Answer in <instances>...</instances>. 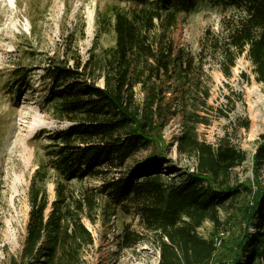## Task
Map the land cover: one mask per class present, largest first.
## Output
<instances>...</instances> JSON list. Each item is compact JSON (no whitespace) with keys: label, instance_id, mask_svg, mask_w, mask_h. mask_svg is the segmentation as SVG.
<instances>
[{"label":"trees","instance_id":"16d2710c","mask_svg":"<svg viewBox=\"0 0 264 264\" xmlns=\"http://www.w3.org/2000/svg\"><path fill=\"white\" fill-rule=\"evenodd\" d=\"M131 1L142 8L130 15L114 13L115 43L101 55L90 51L82 58L70 32L48 57L40 75L44 95L39 110L63 127L40 130L46 133L47 162L35 170L30 183L26 235L18 260L11 264H81L82 250L93 243V237L80 214L85 200L91 205L92 198L73 197L66 184L73 179H102L97 191L106 195L111 207L106 217L118 206L133 212L142 227L156 236L158 264H210L216 249L213 236L204 238L197 228L206 219L220 225L219 208L238 198V186L250 193L246 183L230 184L231 170L245 160V152L229 141L227 133L215 145L198 138L197 128L210 124L212 109L207 104L211 79L202 50L193 53L174 46L164 35H150L157 21L172 24L178 12L192 10L197 0ZM219 2L243 12L221 38L208 43L211 52L220 55V70L229 77L236 55L246 51L255 80L264 85V0ZM29 71L16 66L13 86L30 89ZM222 98L226 106L230 93ZM233 109L231 105L228 110ZM218 110V116H227ZM174 118L180 125L176 151L195 160L192 169L176 174L172 173L177 167L162 151L163 130ZM143 152L147 153L140 166L128 171L127 163ZM252 163L258 174L264 163V140ZM169 164L174 169L164 181ZM48 169L55 175V198L50 204L45 186ZM262 195L259 189L251 204L239 206L246 228L231 259H215L216 264H264ZM143 238L127 223L117 235L120 247H131Z\"/></svg>","mask_w":264,"mask_h":264},{"label":"rangeland","instance_id":"374dc122","mask_svg":"<svg viewBox=\"0 0 264 264\" xmlns=\"http://www.w3.org/2000/svg\"><path fill=\"white\" fill-rule=\"evenodd\" d=\"M142 6L131 0H0V264L18 260L30 210L29 186L35 170L47 162L45 132L63 127L39 110L38 103L44 95L40 75L48 57L61 47L59 43L70 32L76 38L82 58L90 51L101 55L115 43L114 13L122 11L130 15ZM146 7L150 8L151 4ZM242 16L240 9L219 0H197L192 10L178 12L172 24L157 21L150 34L151 37L164 35L174 46L193 53L202 50L211 79L207 104L212 109L210 124L197 128L198 138L215 145L227 133L229 141L246 155L241 165L231 170L230 184L246 183L250 193L238 186L241 189L238 198L219 208L220 225L206 219L197 228L200 236H213L216 249L210 264H216L217 259H231L238 237L246 228L239 206L251 204L259 189L263 190L264 198V163L258 174L252 163L258 144L264 140V85L255 80L246 51L236 55L231 75L225 77L219 66L220 55L213 54L208 46L211 39L221 38L229 25ZM16 66L29 68L30 89L13 86L12 71ZM224 93H230L231 97L226 106L222 104ZM231 105L234 109L229 111ZM220 108L227 116H218ZM40 130L45 132L41 134ZM179 134L180 125L174 118L163 130L162 149L166 159L171 158L177 167L172 174L192 169L195 163L193 157L176 151L175 139ZM159 148L155 151L159 152ZM146 153L131 159L126 169L136 170ZM173 164H169L164 181L171 176L168 172L174 169ZM161 167L166 169V165ZM48 170L45 186L50 204L55 198V175L52 169ZM66 184L73 197L92 198L91 205L85 200L80 214L93 237V243L82 250L81 264H158L156 236L142 227L133 212H125L118 206L114 214L106 217L111 207L107 205L106 195L97 191L102 179H73ZM125 223L141 233L143 240L131 247H120L117 235ZM249 232L255 233V228L249 227Z\"/></svg>","mask_w":264,"mask_h":264}]
</instances>
